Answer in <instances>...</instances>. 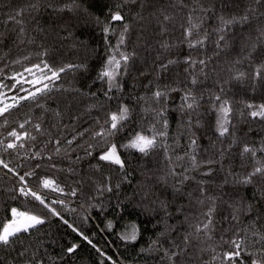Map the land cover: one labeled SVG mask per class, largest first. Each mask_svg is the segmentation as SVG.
Listing matches in <instances>:
<instances>
[{
    "label": "trees",
    "instance_id": "1",
    "mask_svg": "<svg viewBox=\"0 0 264 264\" xmlns=\"http://www.w3.org/2000/svg\"><path fill=\"white\" fill-rule=\"evenodd\" d=\"M30 2L31 0H0V34H3V40L0 41V57L3 58L0 60V67L8 64L9 67L5 69L8 74L12 71H22V65L11 64V61L23 60V57L31 55V62H37L35 54L40 51L39 46L42 43L48 47L50 62L56 66L81 65L77 69L62 73L58 81L61 89L44 101L50 111L43 115V127L47 128L53 137L60 135L62 124L73 122L76 123L78 131L84 128L99 130V126L95 124L97 118L103 122L110 111H115L119 104H126L132 109V116L127 127L113 138L119 145L156 119L152 113L145 115L142 111L144 104L143 101L138 102L139 97H150L157 86L162 89L166 85L177 89L192 87L188 83L184 72L186 65L183 63L189 49L180 43L179 25L186 16V10L178 12L177 9L171 8V0H149L143 11L139 7L140 0L128 4H123V0H75L78 7L71 11L65 5L71 4L73 0H41L40 10L32 16L26 14L24 17L28 21L27 32L35 37L36 43L17 45L16 32L13 31L17 26L13 23L5 25L4 21L9 13ZM204 2L207 7L213 9L204 22V27L209 31L217 26L219 15L227 17L240 13L245 6V0H237L239 7H236L232 0ZM118 4H123L120 10L129 25L126 50L135 51L136 56L129 62L127 73L119 78L121 90L113 89L110 93L113 98L108 99L105 96V92L108 91L106 79L100 80L98 75L111 54L110 46L116 44L118 34L123 30V22L110 21L111 13L118 10ZM161 8L176 17V27L173 28L169 24V32L164 36L160 35L156 17L152 15L153 12L158 15V9ZM138 12L142 14L143 19L137 17ZM106 23H110L114 31L105 33L103 28ZM68 31L71 32V36H68ZM249 32L255 35L254 26L245 25L243 29L235 26L232 33H229L230 46L219 56L214 57L210 65V68H215V72L210 73L207 80L201 77L203 83L193 88L198 98L203 97L198 113L188 115L180 111L182 91L171 92L166 104L161 101L166 107L165 117L169 124L168 137L165 141L172 146L169 151L181 156L185 152H191L189 141L191 134L195 133L198 143L197 160H220L218 149L222 145L216 140L218 135L215 133L216 113L211 109L209 99L210 93H219V86L223 85L225 89L223 96L229 100L233 109L231 122L237 144L220 164L211 165L217 170L212 177H202L195 171L187 174L195 176L197 180H210L206 185L207 196L222 197L224 201H243L253 206L251 212L241 215L240 223L230 225L224 217L229 216L232 209L226 203L217 200L216 230L213 239L207 240L201 234V240H193L187 252L177 258V264H210L215 254L211 249L215 248L216 253H221L227 247H222L220 241L225 229L240 230L241 236L246 234V243L251 251L255 250L253 246L255 237L252 233L264 232V198L261 197L264 181H260L255 187L240 186L233 185L229 178V183L224 185L223 189L220 188L225 176V171L220 170L221 164L225 170L231 168L242 176L250 167L249 169L242 167L240 148L245 143L258 145L264 142V120L251 118L248 115L250 109L245 107L246 103L257 105L264 103V83L251 79L253 67L243 59L247 55V50L242 51L243 45L239 37ZM62 37L67 39H61ZM164 40L171 45L167 51L160 48ZM213 52L214 46L209 43L206 54L212 56ZM192 54L194 58L205 55L204 52L195 50ZM157 55L164 63L168 59L179 61L171 65L169 71L161 74L159 79L156 78L157 73L154 71ZM254 55L257 56V62L264 58L259 49ZM237 59L242 62L235 64ZM24 64L31 66L28 61H24ZM237 72H245L247 75L243 79L235 80L233 76ZM4 83L10 86L14 81L7 80ZM24 87L27 88L29 85L25 84ZM0 91L7 92L9 97L14 94V90ZM89 106L94 107L89 111ZM56 111L62 113L63 119L55 115ZM40 116V109L30 108L28 102H24L22 107L12 110L11 114L7 115L8 125L0 127V139L7 135V131L17 128L18 122H23L29 117L35 122ZM73 116H80V120L73 121L70 119ZM189 120L195 125L190 130ZM3 123L4 119L0 118V125ZM156 126L161 127L160 124ZM230 131H233V128H230ZM64 135L71 139L73 133L65 131ZM46 140L47 137L38 135L37 141L34 142L35 147H31L27 155L24 150H20L19 153H4L0 150V159L8 163L10 168L20 174L35 169L40 177L54 180L56 185L63 189V192L53 191L51 188L44 189L39 186L36 177L29 180V185L44 195L46 202L52 200L64 202L53 205L60 213L59 216H53L38 201L20 194L16 178L0 166V223L10 218V209L13 207L40 215L44 219L43 224L37 225L27 233L19 234L20 240L11 248H0V257L11 264H25L26 260L31 259L41 260L43 264H171L164 257V249L169 248L173 241L180 243L183 235L192 231L188 223H182L185 215L189 216V223H198L204 219L202 213L210 206L208 200H205L204 205L195 203L200 193L199 186L192 180L186 181L182 186L178 185L182 189L180 192L174 190L173 185L177 184L179 178L168 175L169 166L164 159L162 148H157L146 157L136 150L120 149L121 158L125 161V168L121 171L118 166L98 161L100 148L94 150L93 156H86L84 148L77 147L78 144L87 147V143H95L89 134L75 141L71 146L73 150H69L67 155L63 150L66 141L62 140V151L59 156L54 154L55 144L50 143L41 157L31 158V153L38 151ZM230 140L231 137L225 138L223 147L226 148ZM213 142L216 143L215 148L212 147ZM48 155H53L52 161L47 159ZM77 156L82 158L77 160ZM179 163L184 167L190 166L187 158ZM245 163L251 166L252 162ZM38 164L40 167L36 168ZM207 167L202 165L200 171H206ZM176 170L180 171V168ZM161 177L165 180H161ZM106 183L112 186V191H98V188ZM117 184L119 188L115 187ZM146 186L151 188L152 194L148 199H143L142 194ZM73 190L76 192L75 195H72ZM188 193H192L191 205ZM161 202L167 205L166 210L161 207ZM181 208L183 212L177 211ZM109 222L112 228L108 227ZM130 224H135L138 228L135 241L121 239V234L131 231L127 227ZM170 226H174V230L166 232ZM73 228L77 231H73ZM80 232L92 243L84 240L79 235ZM165 232V235H161ZM230 235L231 231L228 233V236ZM153 241L158 243L154 245ZM74 244L78 247L74 252L68 253L67 249ZM24 248L28 249L26 256L19 257L18 252ZM215 264H220V261H216Z\"/></svg>",
    "mask_w": 264,
    "mask_h": 264
},
{
    "label": "snow or ice",
    "instance_id": "2",
    "mask_svg": "<svg viewBox=\"0 0 264 264\" xmlns=\"http://www.w3.org/2000/svg\"><path fill=\"white\" fill-rule=\"evenodd\" d=\"M137 0H123V4L136 3ZM149 0H140L139 7L141 10H145ZM236 7H239L237 0H232ZM123 4L117 5V11L111 13V22H123V30L119 32L117 42L111 47V54L107 58L104 68L98 75V79L105 80L108 84V91L105 92V96L108 99L113 97L110 95L113 89L117 91L121 90L119 83V78L122 74H126L129 67V62L134 60L136 53L135 51L128 52L126 50V38L129 32V25L125 22V17L122 15L121 8ZM51 6V5H49ZM42 7L41 0H31L30 3L23 7L15 9L12 13H9L7 19L4 21L5 25L8 23H13L17 28L13 29L16 32V43L19 44H29L34 45L36 43L35 37L30 36L27 32L26 25L28 21L24 19L25 15L32 16L33 13L38 12ZM68 10H73L78 5L75 4V0L71 4L65 5ZM170 7L177 9L178 12L186 10V16L183 18V22L180 23L179 28L181 30L180 43L187 46L189 49V54L184 57L183 63L186 65L184 72L187 75L188 83L192 87H187L185 89H177L170 86H165L163 89L157 86L156 90L151 93L150 97L141 96L138 98V102L143 101L144 107L142 111L145 115L152 113L156 118L153 123L148 125L146 128H140L131 135L126 142L117 144L114 142V137H116L120 132H122L125 127H127L128 122L131 121L132 109L126 104H119L115 111H110L107 117L101 122L99 118L96 119L95 124L99 126V130H94L90 128H84L82 131H78L76 123L62 124L60 126V135L53 137L51 132L43 127V115L50 111L49 108L45 106L44 101H46L52 93L59 91L61 86L58 81L61 79V74L67 70L77 69L81 65L75 64H65L63 66H56L54 63L50 62V53L47 46L43 43L39 46L40 51L36 52L37 62L32 63L31 55L23 57V60L16 59L11 61V64L22 65V71H12L8 74L5 69L9 67L5 64L4 67H0V89H8L9 91L14 90V94L9 97L7 92L0 91V118L4 119L3 125L0 127H7L8 120L7 115L11 114L12 110L18 109L23 106L24 102H28L30 108H37L41 110V116L33 122L32 118H26L23 122H18L17 128H12L7 131V135L0 139V150L4 153L16 152L19 153L20 150H24L25 154L29 153L31 147H35L34 142L37 141V136H45L47 140L44 145L35 152L31 153V158L35 159L41 157L47 144L54 143L55 150L54 154L59 156L62 151V140L66 141V147L63 149L64 154L67 155L69 150H73L71 146L75 141L81 139L85 134H89L90 139L95 141V143H87V147L84 145H77V147L84 148L86 156H93L95 149L100 148L98 154V161L106 162L110 165L118 166L121 171L125 168V161L121 158L120 149L124 150H136L143 156L150 155L151 152L157 148H162L164 152V159L169 166L168 175L173 177H178L177 184L173 185L175 191L180 192L182 189L179 186L184 185L186 181L192 180L198 186L200 196L195 199V203L199 205H204L205 200L210 201V206L207 211L202 213L204 219L200 220L198 223H189V216L185 215L184 221L182 223H188L189 228L192 231H188L183 235V239L180 243L175 241L172 242L171 246L164 249V257L167 258L171 264H177V258L181 257L187 249L192 245L193 240H201V234L207 240L213 239V233L216 228L215 214L217 211V200L222 203H226L232 212L229 216L224 217L230 225L238 224L241 222L240 217L245 212H251L253 206L251 204H245L243 201H224L222 197L207 196L206 185L210 180L199 179L195 176H190L187 173L191 171L199 172L202 177H212L217 171L215 168L211 167L213 164H220L226 155L231 154V149L237 144V139L234 136V126L231 122V113L233 111L232 106L227 98H224V87L219 86V93H210L209 103L211 104V109L216 113L215 120V133L218 134L216 140L222 145L218 149V155L220 160L208 159L205 161H198L196 149L198 148L197 139L195 138V133L191 134L189 141V148L192 149L191 152H185L183 156L170 152L169 149L172 147L165 143L168 137V120L165 117L166 107L161 104L163 100L165 104L169 100V94L171 92L182 91L180 111L188 115L192 113H198L200 107V100L203 98L197 97L193 88L198 84L203 83L201 77L204 80L209 78L210 73L215 72V68H210L213 63V59L219 56L221 52L230 46L229 33H232L235 26H240L241 29L245 25L250 27L254 26V33L249 32L246 35H241L243 50H247V55L243 57L244 60L253 67V72L251 79L255 82L264 83V58L259 59L257 62V56L254 54L258 53L264 55V0H245V6L240 13L232 14L230 16L219 15L217 20V26L212 28L210 31L204 27L205 19L209 12H213L211 7L205 5L204 0H171ZM63 10V9H61ZM158 15L153 12L152 15L156 17L157 23L159 25V33L164 36L169 32L168 25L171 24L173 28L176 27L175 21L176 17L169 14L165 9H158ZM137 17L143 19L140 12L137 13ZM162 17V19H161ZM103 31L108 33L114 31L110 27V23H106ZM68 36H71V32L68 31ZM215 37V39H213ZM61 39H67V37H62ZM3 40V34H0V41ZM211 43L214 46V52L212 56L206 54V49ZM171 45L167 40H164L160 44V48L167 51ZM204 52L205 55L202 57H193V51ZM0 60H3L0 57ZM24 61H28L31 66L25 65ZM242 61L237 59L234 63L239 64ZM155 68L154 71L157 73V79H159L161 74H166L169 71L171 65L179 63L177 60L168 59L166 63L160 60V56L157 55L155 58ZM144 73H142L143 75ZM245 72H237L233 79L240 80L246 77ZM11 80L14 81L10 86L4 81ZM217 83H219L217 81ZM227 83V81H225ZM27 84L30 87L25 88L24 85ZM21 93H24L21 95ZM93 95H95L93 93ZM10 100V102H8ZM157 105L159 107H154ZM94 106H89V111ZM245 107L250 109L248 115L253 118H259L264 120V103L252 104L246 103ZM55 115L63 119V115L60 111H56ZM73 121H79L80 116L70 117ZM157 124L161 127L157 128ZM196 124H199L197 120ZM30 126V128L26 127ZM193 126L191 120L188 121V129L190 130ZM55 127V125H53ZM233 128V131H230ZM19 129V130H18ZM65 131H71L73 133L71 139H67L64 135ZM35 133V134H34ZM231 137L230 143L227 147H223L224 139ZM178 143V138H177ZM27 145V147H26ZM212 147H216V143H212ZM173 156L175 159L173 160ZM239 157L241 159V164L244 169H249L244 172L241 176L239 173L234 172L231 168L227 170L224 169L223 164H221L220 170L225 171V176L220 188L223 189L224 185L229 183V178H231V183L233 185L240 186H256L260 181H264V142L258 145L253 144H243L239 151ZM82 157L77 156L76 159L80 160ZM185 158L190 161L189 167H184L179 162L184 161ZM47 159L52 161L53 155H48ZM245 161H251V166L245 163ZM174 165V166H173ZM202 165H206V171H200ZM0 166L7 169L15 178L18 184L19 193L25 197H31L33 200L38 201L45 209L48 210L53 216H59L60 213L57 212L53 205L60 203L63 204L62 200H52L51 202H46V198L38 190H33L29 185V180L33 177L39 181V186L44 189L51 188L53 191L63 192L62 188L56 185V182L52 179L40 177L35 169L31 171H25L23 174L9 167L3 159H0ZM55 167V165H52ZM40 165H36L39 168ZM180 168V171L176 169ZM71 171V169H69ZM27 178V179H26ZM110 179V178H108ZM165 180L164 177L160 178ZM166 182V181H165ZM55 185V187H53ZM179 185V186H178ZM119 188V184L115 185ZM98 191H112V186L108 183L100 186ZM76 192L73 190L72 195ZM152 194V190L149 187H145L142 198L148 199ZM189 197L190 205L192 202V193L187 194ZM261 197L264 198V189L261 190ZM161 207L165 210L167 205L161 202ZM177 211L183 212V208ZM44 223V219L40 215L32 214L28 211H21L15 207L10 209V218L6 219L0 223V248H11V246L20 240L21 233H27L30 229H34L37 225ZM67 223V221H65ZM71 227V225H69ZM112 228L111 222L108 225ZM127 227L131 229L130 232H125L121 234V239L135 241L138 235V228L135 224H130ZM174 226H170L166 230L172 231ZM73 231L77 229L73 228ZM231 231V235L228 233ZM161 233V235H165ZM84 240H87L89 244L92 241L85 236L82 232L79 233ZM252 235L255 237L253 241L254 251L249 250L246 243L247 235L241 236L240 230L225 229L224 234L221 235L220 241L221 246H227L221 253H216V249L212 248L211 251L215 253L212 256L210 264H215L216 261H220V264H264V232L254 231ZM228 236V238H225ZM158 241H153V244H157ZM77 245H72L67 249L68 253H72L77 248ZM95 247V245H93ZM15 250V249H13ZM152 250V249H149ZM207 249H201L205 251ZM28 252L27 248L18 252L19 257H25ZM35 257V253H33ZM0 264H11L5 258L0 257ZM25 264H43V261L38 259L26 260Z\"/></svg>",
    "mask_w": 264,
    "mask_h": 264
},
{
    "label": "rangeland",
    "instance_id": "3",
    "mask_svg": "<svg viewBox=\"0 0 264 264\" xmlns=\"http://www.w3.org/2000/svg\"><path fill=\"white\" fill-rule=\"evenodd\" d=\"M29 87H30V86H29ZM29 87H27V88H29ZM8 102H10V100H9Z\"/></svg>",
    "mask_w": 264,
    "mask_h": 264
}]
</instances>
